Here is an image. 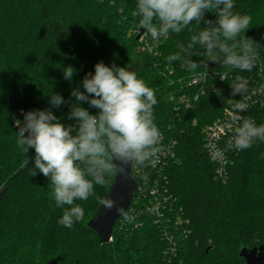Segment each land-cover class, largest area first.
Segmentation results:
<instances>
[{"label": "trees", "instance_id": "obj_1", "mask_svg": "<svg viewBox=\"0 0 264 264\" xmlns=\"http://www.w3.org/2000/svg\"><path fill=\"white\" fill-rule=\"evenodd\" d=\"M136 4L137 0H0V264H245L238 248L264 244V141L231 155L229 177L221 182L214 177L202 138L204 127L230 105L226 100L240 98L231 96V84L264 76V0H234V12L252 17L245 35L261 45L251 71L208 61L199 45L194 49L198 55L192 57L200 65L195 70L180 61L169 62L167 58L190 42L203 22L153 41L139 27ZM206 18L216 19L211 13ZM142 34L152 51H139ZM101 60L130 68L155 91V123L167 139L176 141L178 161L164 169L173 208L167 216L172 219L178 213L188 221L176 243L162 237L155 217L145 211L147 200L137 195L126 210L134 219L120 216L107 243H100L87 226L100 205L95 197L76 201L84 208V219L66 228L58 224L63 209L51 195L50 180L39 172L32 176L34 149L27 153L29 165L22 166L25 157L17 146L15 112L48 109L51 93L69 100L71 89ZM68 65L78 70L71 82L62 74ZM198 70L226 74L224 80H211L221 95L209 91L189 108L176 110L177 99L170 97L176 82ZM82 106L88 108L86 103ZM52 111L63 123H74L67 119V106ZM249 113L257 126L264 124V109L252 107ZM137 166L156 176L149 165ZM137 166L131 173L140 183ZM114 175L106 176L103 186H94L97 196H106Z\"/></svg>", "mask_w": 264, "mask_h": 264}, {"label": "clouds", "instance_id": "obj_2", "mask_svg": "<svg viewBox=\"0 0 264 264\" xmlns=\"http://www.w3.org/2000/svg\"><path fill=\"white\" fill-rule=\"evenodd\" d=\"M234 7V0H137L135 15L139 27L153 41L170 33L179 34L192 22H203L199 33L167 58L169 62L180 61L189 71L195 70L200 65L192 57L198 55L194 49L199 45L208 61L251 71L257 66L261 45L245 35L252 17L234 12ZM209 13L216 19H207ZM260 67L264 70V64ZM77 71L65 66L63 78L71 82ZM231 87V96H242L247 82L240 80ZM214 92L221 95L220 89ZM70 97L65 100L59 93H51L48 109L23 112V120L16 121L17 146L25 157L22 166L29 165L27 153L34 149L32 176L39 172L50 180L51 195L63 209L58 224L69 229L84 219V208L76 201L95 197L105 209L116 206L113 199L97 196L94 186H103L108 175L124 176L129 167L154 163L162 135L155 123V91L126 66L97 62L94 72L86 73L71 89ZM226 102L233 104L232 119L238 123L225 148L216 149L213 159L228 149H249L256 140L264 141V124L257 126L253 119L240 114L249 105L231 98ZM84 103L88 108L82 106ZM62 105L68 107L67 119L74 123L65 124L53 113V108ZM116 211L125 221L134 219L123 207H116Z\"/></svg>", "mask_w": 264, "mask_h": 264}, {"label": "built area", "instance_id": "obj_3", "mask_svg": "<svg viewBox=\"0 0 264 264\" xmlns=\"http://www.w3.org/2000/svg\"><path fill=\"white\" fill-rule=\"evenodd\" d=\"M139 43V51H152L153 45L149 43L145 34L140 35ZM213 77H219V79L223 77L225 79L226 74L198 70L188 74L185 79H178L176 82L177 87L173 89L170 95L172 99H177L175 109L179 110L180 107L189 108L200 96L205 95L209 91H214L216 89V82L211 81ZM243 80L247 82V91L237 100L247 103L249 107L245 112L240 114L255 121V118L249 112L252 107L264 109V76L259 75V78L253 79V81L249 79ZM186 90L194 91L187 93ZM234 114V106L230 104L222 110L221 114L215 120L207 124L202 131L204 150L214 164V177L221 182H225L229 177L231 155H236L240 150L235 148L228 149L224 151L223 155L215 159H213V154L218 148L224 149L227 141L233 135L232 129L238 123L233 122L232 117ZM161 134V140L158 145L160 152L157 154L155 162L149 164V167L155 171L156 176L150 177L148 174L143 173L139 166H137L135 173L140 183H137L135 195L142 201L147 200L144 206L145 211L155 217V222L160 226L162 230L161 235L167 243L173 244L176 243L177 237L183 236L186 233L184 225L188 221L184 220L178 213L172 219L167 216V213L172 211L173 208L171 205V195L164 183L166 178L164 169L169 164L178 161V157L176 154V141L167 139L162 131ZM111 240L112 236L110 238ZM173 248L172 245L170 251H173Z\"/></svg>", "mask_w": 264, "mask_h": 264}, {"label": "water", "instance_id": "obj_4", "mask_svg": "<svg viewBox=\"0 0 264 264\" xmlns=\"http://www.w3.org/2000/svg\"><path fill=\"white\" fill-rule=\"evenodd\" d=\"M131 170L132 167H129L124 176L115 174L114 180L104 197L113 199L116 206L108 210L99 205L95 216L87 222V226L96 232L102 244L110 241L113 227L120 217L116 207H123L127 210L136 194L137 182L133 178ZM238 256L245 261V264H264V244L252 248L240 246Z\"/></svg>", "mask_w": 264, "mask_h": 264}, {"label": "rangeland", "instance_id": "obj_5", "mask_svg": "<svg viewBox=\"0 0 264 264\" xmlns=\"http://www.w3.org/2000/svg\"><path fill=\"white\" fill-rule=\"evenodd\" d=\"M22 113H23V111H21V110L15 112V114H14V120H15V121H14V125H15V126H17V125H16V121H17V120H21V121L23 120V115H22ZM202 138H203V137H202ZM228 189H230V188H228Z\"/></svg>", "mask_w": 264, "mask_h": 264}]
</instances>
